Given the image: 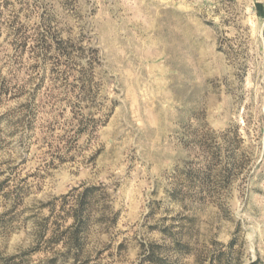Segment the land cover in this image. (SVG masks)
<instances>
[{
    "label": "rangeland",
    "instance_id": "rangeland-1",
    "mask_svg": "<svg viewBox=\"0 0 264 264\" xmlns=\"http://www.w3.org/2000/svg\"><path fill=\"white\" fill-rule=\"evenodd\" d=\"M0 264H264V0H0Z\"/></svg>",
    "mask_w": 264,
    "mask_h": 264
},
{
    "label": "trees",
    "instance_id": "trees-1",
    "mask_svg": "<svg viewBox=\"0 0 264 264\" xmlns=\"http://www.w3.org/2000/svg\"><path fill=\"white\" fill-rule=\"evenodd\" d=\"M151 254H154L153 252ZM153 256V255H152ZM154 258V257H153Z\"/></svg>",
    "mask_w": 264,
    "mask_h": 264
}]
</instances>
